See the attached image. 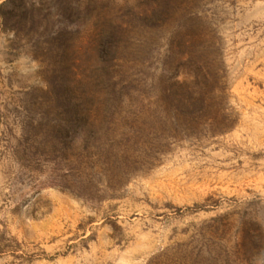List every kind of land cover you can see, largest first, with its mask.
Here are the masks:
<instances>
[{
  "label": "rangeland",
  "instance_id": "obj_1",
  "mask_svg": "<svg viewBox=\"0 0 264 264\" xmlns=\"http://www.w3.org/2000/svg\"><path fill=\"white\" fill-rule=\"evenodd\" d=\"M0 5V264H264V0Z\"/></svg>",
  "mask_w": 264,
  "mask_h": 264
},
{
  "label": "trees",
  "instance_id": "obj_2",
  "mask_svg": "<svg viewBox=\"0 0 264 264\" xmlns=\"http://www.w3.org/2000/svg\"><path fill=\"white\" fill-rule=\"evenodd\" d=\"M3 0H0V2ZM4 5H0V14L2 16V27L5 29L16 31V35L25 32L27 35L39 32L42 27L41 12L37 8H18V18L15 19L13 12L9 16L2 13ZM17 20V21H15ZM15 23H12L14 22Z\"/></svg>",
  "mask_w": 264,
  "mask_h": 264
}]
</instances>
